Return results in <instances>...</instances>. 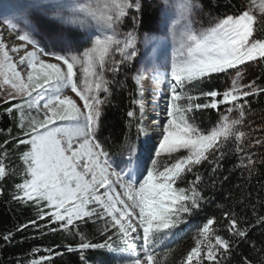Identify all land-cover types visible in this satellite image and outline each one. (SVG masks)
<instances>
[{
	"label": "snow or ice",
	"instance_id": "snow-or-ice-1",
	"mask_svg": "<svg viewBox=\"0 0 264 264\" xmlns=\"http://www.w3.org/2000/svg\"><path fill=\"white\" fill-rule=\"evenodd\" d=\"M30 7L35 9L30 14L32 31L20 33L12 19L3 20L23 43L9 47L0 34V96L10 105L4 112L19 130L12 136L8 128L11 139L0 144V181L14 174L6 163L10 156L6 146L23 147L18 156L23 171L14 201L34 205L40 220L47 217L62 230L75 228L81 252L106 250L110 259L102 264H166L171 249L159 250L162 239L187 223L185 217L199 212L205 201L198 189V168L211 164L216 172L230 150L245 153L236 167L247 169L249 175L257 163L264 164V156L258 161L252 158L250 132L242 130L250 111L247 98L264 93L256 80L243 82L250 63H264V38H258L264 32V0H247L207 27L197 26L203 11L199 0H162L159 11L174 43L164 72L145 64L149 53L137 46L141 0H32ZM36 16L47 21L45 36L60 51L47 50L34 38L33 32H40ZM129 16L132 30L122 32ZM155 43L146 33L144 44L155 51ZM130 63L138 112H127V158L114 166L98 134L103 106L112 94L109 74L114 78ZM219 74L231 75L228 87L201 89ZM149 77L157 85L166 82V91H153L154 104L157 97L166 98L162 120L159 114L151 121L146 117L143 84ZM202 110H216L219 115L208 129L195 122V113ZM133 122L135 142H130ZM254 144L264 147V139ZM252 213L254 222L241 218L235 208L223 211L220 221L207 218L181 264H231L241 244L248 242L255 249L249 236L257 227L264 228V215L257 214L255 206ZM89 221L103 222V242H93L80 231L81 224ZM225 221L226 235H221L216 226ZM27 227L21 225L19 230ZM3 238L8 241L12 234ZM49 261V256H42L30 264ZM242 264L252 261L242 256Z\"/></svg>",
	"mask_w": 264,
	"mask_h": 264
},
{
	"label": "trees",
	"instance_id": "trees-1",
	"mask_svg": "<svg viewBox=\"0 0 264 264\" xmlns=\"http://www.w3.org/2000/svg\"><path fill=\"white\" fill-rule=\"evenodd\" d=\"M201 1L207 11L216 18L236 12L243 4L242 0ZM158 18L159 12L154 0H144L142 22L137 27V33L152 32ZM39 25L41 28H45L41 21ZM258 38H264V32H261ZM250 71L251 79L256 80L258 85L264 86V63L253 62ZM133 74L134 68L131 63L114 78L109 74V79L113 80L112 94L108 97L109 102L103 106V127L98 135L112 154L114 166L127 158L126 135L129 133L127 112L134 109L138 112L137 106L133 104V100L139 98L131 79ZM228 86V75L219 74L211 82H205L200 87L204 91L212 89L223 91ZM192 91L194 95L197 93V90ZM247 99L250 111L257 117L264 138V93ZM11 103L16 102L12 101ZM8 106L10 105L4 102L0 103V129L5 130L0 133V144H3L6 138L11 139L6 131L8 128L12 129V136H17L19 132L13 119L4 112ZM224 107L222 105L221 109ZM195 116V122L205 129L212 127L219 119L216 110H202L196 112ZM134 123L130 142H135ZM143 140L144 138L141 137L139 142L141 146H143ZM6 147L10 153L6 163L10 171L14 169V174L0 181V189L3 190L0 193V264H30L32 260H39L42 256L50 257L49 264H102V261L109 260L110 257L106 250L89 249L81 252L77 247L80 237L75 228L65 231L60 229L57 224L49 223L47 217L40 220L34 205L23 204L12 199L16 192L15 184L20 182L23 171V165L18 156L24 149L23 147L17 149L12 143ZM229 148L233 149L234 146L230 145ZM239 156H242L241 153L234 154L230 150L221 162L222 167L216 172L212 171L214 165L211 164H205L198 168V175L201 177L198 189L205 197V201L199 212L185 217L187 223L180 224L171 234L162 239L159 250L163 252L165 249H171L166 264H181L187 252L194 246L197 229L206 222L207 218L216 217L220 221L223 211L235 208L241 218L247 216L250 222H254L253 206H255L257 214L264 215V164L257 163L255 171L249 175L247 169L236 167L239 163ZM262 156H264V147L261 148L254 160L258 161ZM187 179L192 181L194 176L189 174ZM181 186L188 187L187 184ZM30 221H36V224H30ZM224 224L226 221L216 226L221 235H226L223 230ZM21 225H28V227L19 230ZM53 228L56 231H52ZM102 228L103 222L89 221L86 225L81 224L80 231L93 242L100 243L104 239L100 234ZM9 233L12 234V238L5 241L3 237ZM249 241L255 242V249L248 242L241 244L234 254L231 264H242V256H246L249 261H252V264H262L264 228L257 227L251 231ZM68 246H71L73 250L69 251ZM55 253H59V255ZM119 255L124 254H117V256ZM81 256L84 257L83 261ZM116 264L119 262L117 261Z\"/></svg>",
	"mask_w": 264,
	"mask_h": 264
},
{
	"label": "rangeland",
	"instance_id": "rangeland-1",
	"mask_svg": "<svg viewBox=\"0 0 264 264\" xmlns=\"http://www.w3.org/2000/svg\"><path fill=\"white\" fill-rule=\"evenodd\" d=\"M32 0H0V34H2V38L4 42L9 46L12 47L14 45H19L23 43L22 41L18 40L16 36L19 34L18 32H9L7 29V26L3 24V20L5 18L12 19L15 23L18 25L19 32L22 33L23 31H32L31 27V13L35 12V9L30 7V3ZM142 4L144 5V0H141ZM162 0H154V3L156 5V9L159 12V18L158 22L152 32H150V35L152 39L156 42L154 47L155 51H153V46L151 45H145L144 39L146 33H137L138 36V48L141 52L147 51L149 53V56L147 60L144 62L148 66L155 65L158 67L160 72L166 71V68L164 67L165 64H167L170 61L174 43L171 40L170 37L167 36V32L165 29V25L162 21V15L159 11L161 6ZM243 3H246L247 0H242ZM199 3L203 6V11L198 13L200 25L197 26H203L207 27L209 24L213 23L216 19L209 11H207L205 5L202 3L201 0H199ZM36 23L44 24L45 28L40 27L39 34H36L33 32L34 38L40 42L41 47H45L47 50L52 51H60L58 47L54 48L51 46V44L48 42L46 36H45V29L47 25V21H44L39 16L35 17ZM95 29H81V31H94ZM132 30V19L131 16L126 18L125 24L122 26L121 31L127 32ZM137 31V30H136ZM28 50H31V45L28 46ZM14 57L16 54H12ZM118 58V54H117ZM253 63L249 64L246 70V76L244 78V83L252 81L251 76V69H252ZM137 67H141V64H137ZM229 78V85L231 83V75H228ZM144 87V96L143 100L145 103V113L148 121H151L152 119L157 117V114H159L160 119L162 120L164 118L163 115V109L166 104V98L157 97V104L153 103V91L159 88L161 91H166V82H162L159 85H157L154 81L151 80L149 77L144 81L143 84ZM69 95H74L71 92H68ZM4 102V97L0 96V103ZM17 102V101H14ZM242 130L245 132H250V137L253 141V147L248 150L250 154H252V158L255 159L258 153L261 151V146L255 145L254 141L256 139H264L263 134L261 133L260 126L257 121V117L251 112L248 111L246 114L245 122L242 126ZM159 131L158 129L156 130ZM153 140L152 143H156V133H152ZM144 144V140H143ZM241 155H245V153H241Z\"/></svg>",
	"mask_w": 264,
	"mask_h": 264
}]
</instances>
